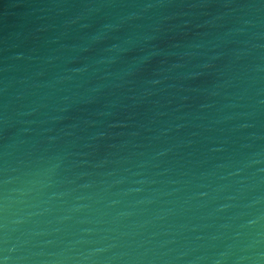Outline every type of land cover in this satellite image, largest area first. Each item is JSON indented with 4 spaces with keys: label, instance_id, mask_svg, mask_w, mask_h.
I'll list each match as a JSON object with an SVG mask.
<instances>
[{
    "label": "water",
    "instance_id": "95a60500",
    "mask_svg": "<svg viewBox=\"0 0 264 264\" xmlns=\"http://www.w3.org/2000/svg\"><path fill=\"white\" fill-rule=\"evenodd\" d=\"M0 264H264V0H0Z\"/></svg>",
    "mask_w": 264,
    "mask_h": 264
}]
</instances>
